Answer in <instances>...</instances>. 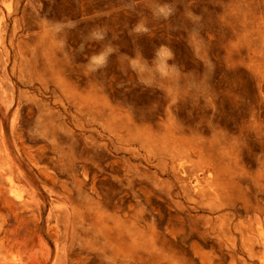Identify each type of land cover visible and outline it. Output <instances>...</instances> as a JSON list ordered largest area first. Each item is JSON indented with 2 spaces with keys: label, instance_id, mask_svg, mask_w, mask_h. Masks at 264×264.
Instances as JSON below:
<instances>
[{
  "label": "rangeland",
  "instance_id": "1",
  "mask_svg": "<svg viewBox=\"0 0 264 264\" xmlns=\"http://www.w3.org/2000/svg\"><path fill=\"white\" fill-rule=\"evenodd\" d=\"M0 264H264V0H0Z\"/></svg>",
  "mask_w": 264,
  "mask_h": 264
},
{
  "label": "clouds",
  "instance_id": "2",
  "mask_svg": "<svg viewBox=\"0 0 264 264\" xmlns=\"http://www.w3.org/2000/svg\"><path fill=\"white\" fill-rule=\"evenodd\" d=\"M104 58H105V54H101L99 58H94V60L97 64H100L101 62H103Z\"/></svg>",
  "mask_w": 264,
  "mask_h": 264
}]
</instances>
